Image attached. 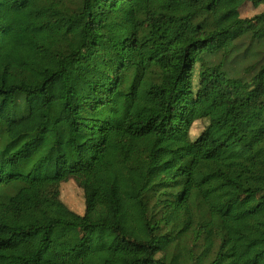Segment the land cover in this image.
<instances>
[{
  "label": "trees",
  "instance_id": "obj_1",
  "mask_svg": "<svg viewBox=\"0 0 264 264\" xmlns=\"http://www.w3.org/2000/svg\"><path fill=\"white\" fill-rule=\"evenodd\" d=\"M248 3L264 0H0V264L240 257L231 224L264 220V12L242 18Z\"/></svg>",
  "mask_w": 264,
  "mask_h": 264
},
{
  "label": "rangeland",
  "instance_id": "obj_2",
  "mask_svg": "<svg viewBox=\"0 0 264 264\" xmlns=\"http://www.w3.org/2000/svg\"><path fill=\"white\" fill-rule=\"evenodd\" d=\"M264 12V4L248 3L241 9L242 18H251ZM159 50H153L149 55H155ZM8 64V58H0V78L4 67ZM245 63L238 65V70L243 71ZM247 151L240 146L230 147L224 150L222 156H242ZM64 195L68 206L75 211L82 210V196L76 191L74 185L66 186ZM119 207L121 210L126 208V201L120 196ZM231 229L238 242L240 257L232 264H264V220L261 214L241 215L232 224Z\"/></svg>",
  "mask_w": 264,
  "mask_h": 264
}]
</instances>
